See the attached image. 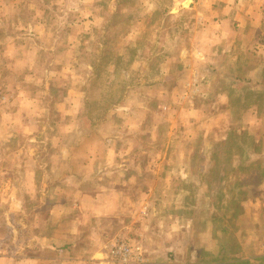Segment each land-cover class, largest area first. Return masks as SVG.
Wrapping results in <instances>:
<instances>
[{"label": "rangeland", "instance_id": "374dc122", "mask_svg": "<svg viewBox=\"0 0 264 264\" xmlns=\"http://www.w3.org/2000/svg\"><path fill=\"white\" fill-rule=\"evenodd\" d=\"M220 4L0 0L1 257L47 228L61 247L78 219L98 230L93 264L124 240L146 264L262 249L264 215H244L264 201V112L240 117L238 66L225 74L209 27Z\"/></svg>", "mask_w": 264, "mask_h": 264}, {"label": "crops", "instance_id": "0c3cea01", "mask_svg": "<svg viewBox=\"0 0 264 264\" xmlns=\"http://www.w3.org/2000/svg\"><path fill=\"white\" fill-rule=\"evenodd\" d=\"M208 1L213 2L214 0ZM237 2H239L238 5ZM232 3H234L233 7L231 6ZM216 10L221 13L222 17H219L218 21L214 19V23L209 27L215 28V32L223 37L226 44L225 53L222 55L225 74L234 78L238 76L236 75L238 69L240 88L246 90L244 93L241 92V89L238 91V94L242 96L241 103L239 102L240 117L245 124L250 117H254V126L259 125L262 120L258 119V114L264 112V0H222V4L218 8L213 7V11ZM213 11L210 13L200 12L201 19L207 21L210 16H217ZM198 16L196 15V18ZM235 16H238L239 23H236ZM237 36L241 39L239 47L241 46L242 51L238 56L232 52L234 45L229 43L233 42V38H237ZM236 66H238L237 69ZM230 94L232 92L228 93V95ZM263 188L264 186L259 190H263ZM84 199H87L85 208L86 205L93 206L95 213L102 210V202H97V197L86 196ZM84 202L82 201V203ZM252 204L256 209H249L244 217H247V214H251L254 210L256 215L259 212L264 215V201L257 198ZM245 210L247 209L245 208ZM248 217L250 218V215ZM255 224L259 231L254 238L258 239L259 233H262L264 238V223L262 225ZM84 226V223L78 219L72 227V231L64 234L68 243L61 247H58L55 234L48 228L46 231L32 235L29 242L19 240L22 241V252L28 249L30 254L17 253L18 255L13 258L0 256V264H93L94 262L91 261L93 259L90 257L97 253L95 246L99 244L97 240L100 238L97 236L98 230L93 229L88 230V232ZM6 229L8 231L9 227L6 226ZM221 251L225 256L223 250ZM240 257L241 260L238 262L264 264V244L262 249L258 250L252 257H244V255Z\"/></svg>", "mask_w": 264, "mask_h": 264}, {"label": "built area", "instance_id": "2783aa9c", "mask_svg": "<svg viewBox=\"0 0 264 264\" xmlns=\"http://www.w3.org/2000/svg\"><path fill=\"white\" fill-rule=\"evenodd\" d=\"M197 0H182L183 6L191 7ZM104 264H146L143 246L130 240L114 244L107 252Z\"/></svg>", "mask_w": 264, "mask_h": 264}, {"label": "trees", "instance_id": "16d2710c", "mask_svg": "<svg viewBox=\"0 0 264 264\" xmlns=\"http://www.w3.org/2000/svg\"><path fill=\"white\" fill-rule=\"evenodd\" d=\"M230 255V254H228ZM229 259L225 258L224 261H228ZM240 264H251V263H240Z\"/></svg>", "mask_w": 264, "mask_h": 264}]
</instances>
